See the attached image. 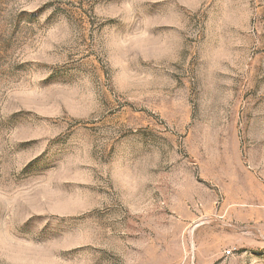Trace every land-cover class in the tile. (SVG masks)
<instances>
[{
	"label": "rangeland",
	"instance_id": "1",
	"mask_svg": "<svg viewBox=\"0 0 264 264\" xmlns=\"http://www.w3.org/2000/svg\"><path fill=\"white\" fill-rule=\"evenodd\" d=\"M0 264H264V0H0Z\"/></svg>",
	"mask_w": 264,
	"mask_h": 264
},
{
	"label": "snow or ice",
	"instance_id": "2",
	"mask_svg": "<svg viewBox=\"0 0 264 264\" xmlns=\"http://www.w3.org/2000/svg\"><path fill=\"white\" fill-rule=\"evenodd\" d=\"M108 3L118 4L121 3V0H107ZM79 223L78 219H70L66 221H61L53 227L52 235L60 236L63 233L73 231L77 224Z\"/></svg>",
	"mask_w": 264,
	"mask_h": 264
}]
</instances>
